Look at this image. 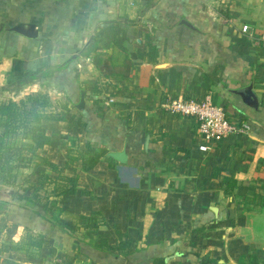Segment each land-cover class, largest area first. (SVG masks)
<instances>
[{
  "label": "crops",
  "instance_id": "0c3cea01",
  "mask_svg": "<svg viewBox=\"0 0 264 264\" xmlns=\"http://www.w3.org/2000/svg\"><path fill=\"white\" fill-rule=\"evenodd\" d=\"M39 92L64 119L18 170L39 192L0 180L1 259L264 264V0H0V106ZM207 98L250 130L206 142L168 107Z\"/></svg>",
  "mask_w": 264,
  "mask_h": 264
},
{
  "label": "trees",
  "instance_id": "16d2710c",
  "mask_svg": "<svg viewBox=\"0 0 264 264\" xmlns=\"http://www.w3.org/2000/svg\"><path fill=\"white\" fill-rule=\"evenodd\" d=\"M52 107L50 97L42 92L33 93L20 101H10L7 104L0 106V180L3 184L18 188L19 191L25 192L27 188L39 192L44 186L48 176L43 175L36 185L28 186L27 178L19 175L18 170L30 165L33 157L38 155V150L49 144L50 138L47 136L45 129L42 126V121L63 120L61 114L49 113L48 109ZM9 137L12 140H17V143H8ZM77 150L70 149L68 154L67 164H71L78 160ZM96 162L93 160L91 165H83V170H89ZM43 163L49 169L53 170L55 165L46 159ZM78 177L62 176L56 182V187L52 196L64 194H75L78 187ZM50 197L47 201L39 196L38 201L43 202L44 212L47 213L52 209ZM38 216L43 217L40 211L35 212ZM83 222L86 227L90 226L97 229L102 222H98V214L92 216H83ZM93 222V223H91ZM91 223V225H90ZM43 240H33L30 238L26 248L22 241L11 242L9 250L14 249L27 254L28 256L36 255L32 249H40ZM4 247L0 248V255L6 252ZM0 264H25L18 260L9 258L1 259Z\"/></svg>",
  "mask_w": 264,
  "mask_h": 264
},
{
  "label": "built area",
  "instance_id": "2783aa9c",
  "mask_svg": "<svg viewBox=\"0 0 264 264\" xmlns=\"http://www.w3.org/2000/svg\"><path fill=\"white\" fill-rule=\"evenodd\" d=\"M243 31L248 32L249 26H244ZM168 107L194 118L198 122L199 134L206 142L222 140L232 134L246 133L251 128L248 123L239 125L232 122L224 106L214 105L209 98L206 101L173 100Z\"/></svg>",
  "mask_w": 264,
  "mask_h": 264
},
{
  "label": "rangeland",
  "instance_id": "374dc122",
  "mask_svg": "<svg viewBox=\"0 0 264 264\" xmlns=\"http://www.w3.org/2000/svg\"><path fill=\"white\" fill-rule=\"evenodd\" d=\"M8 143H15V144H16V143H17V140H15V139L12 140V138L9 137V139H8ZM20 192H21V191H20ZM21 193H22V192H21ZM4 253H5V252H3V254H4ZM3 254H2V255H3Z\"/></svg>",
  "mask_w": 264,
  "mask_h": 264
},
{
  "label": "water",
  "instance_id": "95a60500",
  "mask_svg": "<svg viewBox=\"0 0 264 264\" xmlns=\"http://www.w3.org/2000/svg\"><path fill=\"white\" fill-rule=\"evenodd\" d=\"M115 156H119L118 154H114Z\"/></svg>",
  "mask_w": 264,
  "mask_h": 264
}]
</instances>
